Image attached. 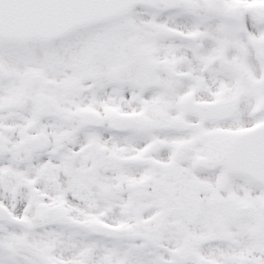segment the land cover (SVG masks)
<instances>
[{"label":"snow or ice","instance_id":"1","mask_svg":"<svg viewBox=\"0 0 264 264\" xmlns=\"http://www.w3.org/2000/svg\"><path fill=\"white\" fill-rule=\"evenodd\" d=\"M0 264H264V0H0Z\"/></svg>","mask_w":264,"mask_h":264}]
</instances>
